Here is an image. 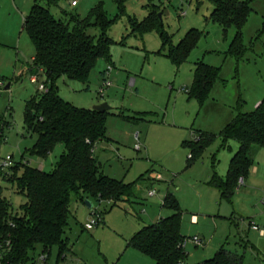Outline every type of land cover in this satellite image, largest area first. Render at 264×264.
<instances>
[{"label": "rangeland", "instance_id": "obj_1", "mask_svg": "<svg viewBox=\"0 0 264 264\" xmlns=\"http://www.w3.org/2000/svg\"><path fill=\"white\" fill-rule=\"evenodd\" d=\"M55 1L48 6L55 19H63L64 14L84 19L100 9L114 22L107 32L113 42L109 60L96 62L86 84L61 77L55 89L62 100L79 109L107 104V140L95 145L94 157L103 175L135 183L129 200L115 205L93 202V211L102 220L96 227L90 225L92 211L71 198L65 231L69 251L58 264H154L126 245L135 233L172 214L162 207L167 193L183 212L181 232L189 241L184 249L187 264L210 259L221 247L242 257L243 264H264V236L251 227L264 230V149L252 147L253 165L231 199H221L208 185L213 171L226 176L238 148L229 141L222 149L219 133L238 115L240 105L241 112L249 113L264 97V0H240L251 9L241 30L245 54L240 60L228 53L235 29L224 35L210 21L209 0ZM47 2L0 0V161L9 156L14 164L26 163L50 173L64 149L57 145L46 158L30 154L36 135L26 128L25 106L43 92L30 83L27 66L35 50L22 30L31 7L35 3L46 7ZM151 12L173 45L192 29L202 32L196 48L179 66L166 57L167 48L162 51L155 30L132 33L131 21L140 23ZM199 61L220 70V80L202 105L189 97ZM106 71L111 87L100 97ZM41 82L46 86L44 79ZM200 136L211 138L200 153L192 154L183 146ZM0 185L11 212L18 213L24 198L9 183L0 181ZM193 215L199 220L194 225ZM195 236L204 239L207 251L193 247L190 240ZM40 256L41 248L36 247L29 253L28 264H45Z\"/></svg>", "mask_w": 264, "mask_h": 264}, {"label": "trees", "instance_id": "obj_2", "mask_svg": "<svg viewBox=\"0 0 264 264\" xmlns=\"http://www.w3.org/2000/svg\"><path fill=\"white\" fill-rule=\"evenodd\" d=\"M43 7L35 3L24 18L22 30L34 47L35 55L30 72L41 69L45 76L46 92L38 99L26 102V128L36 135L30 154L46 158L57 145L64 152L54 170L45 173L26 163H15L10 169L0 170V181L9 183L17 195L24 198L16 214L2 195L0 185V264H28L29 253L41 248L45 264L53 247H59L58 263L65 259L68 241L65 231L70 217L71 198L84 203L115 205L134 195V186L109 178L101 173V165L94 157V147L106 138V113L76 108L62 100L55 89V82L65 77L86 84L92 69L99 59L109 60L112 40L107 36L113 25L105 13L94 10L87 18L63 15L55 19L47 0ZM212 6L210 21L218 25L223 34L234 28L236 33L228 53L240 60L245 49L242 45V28L251 11L249 4L240 0H209ZM132 33L141 34L155 30L161 40L162 51L175 65L182 64L196 48L202 32L192 29L183 39L173 45L164 33L156 14L151 12L140 23L131 21ZM96 30L97 34L92 31ZM103 74V73H102ZM220 80V70L203 61L195 64L189 97L200 105L205 101L214 84ZM219 133L221 148L235 141L237 150L232 155L224 179L215 173L209 185L219 192L220 198L229 200L234 195L253 165L249 153L252 147L264 149V97L252 112H241ZM203 137V136H202ZM211 138H200L183 143L192 154L200 153ZM194 155L190 160H193ZM162 207L170 211L169 217L160 219L135 233L127 243L148 257L154 264H187L182 247L185 237L181 233L182 211L177 200L168 194ZM57 263V264H58ZM197 264H243L242 257L220 248L212 258Z\"/></svg>", "mask_w": 264, "mask_h": 264}, {"label": "built area", "instance_id": "obj_3", "mask_svg": "<svg viewBox=\"0 0 264 264\" xmlns=\"http://www.w3.org/2000/svg\"><path fill=\"white\" fill-rule=\"evenodd\" d=\"M71 6L72 7H75L76 6V3L74 1L71 2ZM103 77H104V80H103L104 83H103V85H102V87L100 88V91H99L100 97H103L104 90H106V89H108V88L111 87V82L108 81L109 72L108 71L103 72ZM41 79H44L45 80L44 73H43V71L41 69L37 70L36 73L31 74V76L29 78L31 84L38 85V90L40 92H46V90H47L46 89V86H45V84L43 82H41ZM189 159H191V156L189 157ZM13 165H14V163L12 161V158L9 157V156H7L4 160L0 161V170L2 172L7 171ZM155 179L159 180L160 177L155 178ZM239 182L241 184L243 183L242 180H240ZM149 195L150 196H153V192H150ZM92 215H94V218L90 221V225L96 227V226H98L101 223L102 220H101V218L98 215L95 214V212L93 210H92ZM192 220H193V218H192ZM251 227H252V229L254 231H257L261 236H264V230L263 229H259L254 224H252ZM190 241L195 246H200L201 245V241L198 238H192ZM185 242H186V240L182 244V247L183 248H184ZM39 261L42 262V263H45L46 262L43 256H40Z\"/></svg>", "mask_w": 264, "mask_h": 264}, {"label": "water", "instance_id": "obj_4", "mask_svg": "<svg viewBox=\"0 0 264 264\" xmlns=\"http://www.w3.org/2000/svg\"><path fill=\"white\" fill-rule=\"evenodd\" d=\"M8 88L9 86H6L5 90H8ZM92 110L102 114L110 111V108L107 106V104H101L99 106L94 107ZM83 204L88 210L90 211L93 210V203L91 201L85 200ZM59 255H60L59 247H53L51 249L50 257L47 261V264H57Z\"/></svg>", "mask_w": 264, "mask_h": 264}, {"label": "crops", "instance_id": "obj_5", "mask_svg": "<svg viewBox=\"0 0 264 264\" xmlns=\"http://www.w3.org/2000/svg\"><path fill=\"white\" fill-rule=\"evenodd\" d=\"M32 60H33V57H32V59H31V62H32ZM30 66L31 65H29V66H27V68H28V73L30 74V76H31V74H34V73H32V72H30ZM213 67V66H212ZM216 68V67H215ZM187 92V91H186ZM260 103H258L257 105H256V107L259 105ZM234 119V118H233ZM232 119V120H233ZM231 120V121H232ZM230 121V122H231ZM229 123V122H228ZM227 123V124H228ZM226 124V125H227ZM225 125V126H226ZM236 152V151H235ZM231 159V158H230ZM230 161V160H229ZM100 164V163H99ZM228 164H229V162H228ZM228 168V167H227ZM213 173H215L216 174V172H214L213 171ZM213 173H212V175H213ZM217 175V174H216ZM218 176V175H217ZM150 179H153L154 180V178H152V175H149L148 176ZM221 178V177H220ZM225 178V177H224ZM224 178H222V179H224ZM210 179H211V177H209L208 178V185H209V182H210ZM245 181V180H244ZM244 181H243V183H244ZM210 186V185H209ZM211 187V186H210ZM212 189H214L213 187H211ZM217 193H218V195H219V192L216 190V189H214ZM168 194H170V193H167L166 195H168ZM219 197H220V195H219ZM175 198V197H174ZM178 202V201H177ZM179 204V203H178ZM181 209V208H180ZM182 211V210H181ZM183 213V212H182ZM192 218H193V220H192ZM190 220H191V224L192 225H194V223L196 224V223H198L199 222V220L193 215V216H191V218H190ZM181 222H182V218H181ZM182 233V232H181ZM184 236V235H183ZM185 237V240H186V242H185V245H184V249H185V247L188 245V243H189V241L187 242V238L188 237H186V236H184ZM194 238H198L200 241H201V245L200 246H195L191 241H190V243H192V245H193V247L194 248H201L202 250H204V251H207L208 250V245H207V243L204 241V239H201V238H199V237H197V236H195ZM222 248V247H221ZM219 250V249H218ZM186 254V253H185ZM189 256V255H188ZM187 254H186V259H187Z\"/></svg>", "mask_w": 264, "mask_h": 264}]
</instances>
